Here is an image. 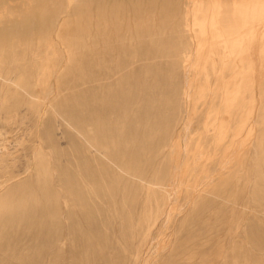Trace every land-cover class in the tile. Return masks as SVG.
<instances>
[{"label": "rangeland", "instance_id": "1", "mask_svg": "<svg viewBox=\"0 0 264 264\" xmlns=\"http://www.w3.org/2000/svg\"><path fill=\"white\" fill-rule=\"evenodd\" d=\"M1 181L0 264H264V0H0Z\"/></svg>", "mask_w": 264, "mask_h": 264}, {"label": "bare ground", "instance_id": "2", "mask_svg": "<svg viewBox=\"0 0 264 264\" xmlns=\"http://www.w3.org/2000/svg\"><path fill=\"white\" fill-rule=\"evenodd\" d=\"M102 1H103V0H102ZM104 2H105V1H104ZM102 5H103V4H102ZM109 5H110V4H109ZM98 7H99V6H98ZM86 19H87V18H86ZM98 24H99V23H98ZM95 26H96V25H95ZM103 27H104V26H103ZM96 28H97V26H96ZM97 29H98V28H97ZM98 30H99V29H98ZM105 30H106V29H105ZM101 34H102V33H101ZM101 34H100V35H101ZM103 34H104V33H103ZM103 34H102V35H103ZM96 65H97V63H96ZM54 77H56V75H55ZM52 81H53V80H52ZM46 82H47V80H46ZM42 84H43V83H42ZM42 86L44 87L45 85H42ZM45 90H48V88L46 87V89H44V91H45ZM45 92H47V91H45ZM42 93H43V92H42ZM41 95H43V94H41ZM43 98H44V97H43ZM42 101H43V100H42ZM224 158H225V157H224ZM221 165H222V164H221ZM173 173H174V172H173ZM208 176H209V175L206 174V180L209 179ZM204 178H205V176H204ZM3 179H4V178H3ZM3 179H2V180H3ZM12 179H13V178H12ZM10 180H11V179H10ZM179 181H180V180H179ZM175 182L178 183V179H176ZM204 182H205V181H204ZM8 183H9V182H8ZM173 183H174V181H173ZM205 183H206V182H205ZM178 184H179V183H178ZM6 185H7V181H3V183H2V181H1V182H0V190H2L1 188H2V187H5ZM172 193H173V192H172ZM166 200H167V199H166ZM166 203H167V202H166ZM163 206H164V205H163ZM161 209H162V208H161ZM162 211H163V210H162ZM158 213H159V212H158ZM158 217H159V216H158ZM155 218H156V217H155ZM156 221H157V220H156ZM163 222H164V221H163ZM148 237H149V236H148ZM143 264H144V263H143Z\"/></svg>", "mask_w": 264, "mask_h": 264}]
</instances>
